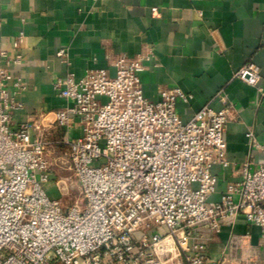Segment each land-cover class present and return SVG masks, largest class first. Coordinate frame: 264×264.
<instances>
[{
	"label": "built area",
	"instance_id": "built-area-1",
	"mask_svg": "<svg viewBox=\"0 0 264 264\" xmlns=\"http://www.w3.org/2000/svg\"><path fill=\"white\" fill-rule=\"evenodd\" d=\"M152 13L158 15L157 9ZM22 40V33L15 37L11 55L0 53V264L254 261L248 233L230 235L219 257H209L222 224L239 215L259 228L264 241V163L253 170L249 161L240 164V179L227 185L219 201H208L216 188L212 167L229 166L224 132L233 105L223 89L183 121L176 105L188 104L191 95L160 88L159 99L149 101L140 73L151 53L122 55L113 76L94 69L78 81L73 74L57 78L53 90L67 106L14 125L27 90L10 69L22 62ZM57 57L65 59L66 50ZM234 78L255 85L258 68L247 65ZM213 101L222 108L214 110ZM75 124L82 135L72 138ZM53 126L66 130L55 144L79 189L69 206L44 188L52 144L46 134ZM247 137L254 141L251 133Z\"/></svg>",
	"mask_w": 264,
	"mask_h": 264
},
{
	"label": "crops",
	"instance_id": "crops-1",
	"mask_svg": "<svg viewBox=\"0 0 264 264\" xmlns=\"http://www.w3.org/2000/svg\"><path fill=\"white\" fill-rule=\"evenodd\" d=\"M20 33L22 62L10 69L27 90L21 98L23 108L14 113V125L67 106L53 90L57 78L73 74L78 81L94 69L113 76L117 57L150 52L140 73L149 101L159 99L160 88H179L191 95L188 104L176 105L183 121L221 89L233 105L224 132L229 166L212 167L216 188L210 203L219 201L227 185L240 179L235 170L240 164L249 161L253 170L264 163V0H0V53L11 55ZM60 49L66 50L65 59L57 57ZM247 65L258 68L255 85L234 78ZM211 107L220 110L222 105L213 101ZM65 134L63 127L47 129L51 169L44 188L50 198L69 206L70 192L75 191L73 175L64 166L63 148L55 144ZM69 135L80 137L82 127L73 125ZM246 233L255 253L251 264H264L260 230L241 215L222 224L209 257H219L230 235Z\"/></svg>",
	"mask_w": 264,
	"mask_h": 264
},
{
	"label": "rangeland",
	"instance_id": "rangeland-1",
	"mask_svg": "<svg viewBox=\"0 0 264 264\" xmlns=\"http://www.w3.org/2000/svg\"><path fill=\"white\" fill-rule=\"evenodd\" d=\"M70 172V171H69ZM71 186H73V188L75 189V191H77L78 185L77 182L75 181L74 177L72 176L71 178ZM74 190L70 192L71 196H70V201L68 203H73L77 198H78V193L75 192ZM72 200V201H71Z\"/></svg>",
	"mask_w": 264,
	"mask_h": 264
}]
</instances>
